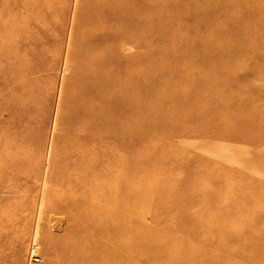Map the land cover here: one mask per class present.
I'll return each instance as SVG.
<instances>
[{
    "label": "bare ground",
    "instance_id": "bare-ground-1",
    "mask_svg": "<svg viewBox=\"0 0 264 264\" xmlns=\"http://www.w3.org/2000/svg\"><path fill=\"white\" fill-rule=\"evenodd\" d=\"M43 1L36 0L33 9L18 10L26 0L2 7L8 20L0 24V91L14 95L0 104L15 113L5 125L20 128L7 131V142H15L16 135L25 141L36 137L41 124L26 114L35 113L37 103L22 89L23 78L45 71L50 51L58 47L49 38L60 21L58 9ZM153 1L85 0L77 13L62 97L66 115H60L56 139L75 152L67 153L65 162H75L77 171L65 177L85 184L86 193L76 202L63 197L68 232L59 247L53 248L52 235L45 241L44 248L53 251L50 264H264V146L258 147L264 142V97L252 84L239 88L244 80L228 68L237 63L222 62L241 53L245 67L239 71L264 73V46L257 45L258 32L264 35L259 8L264 1L160 0L165 12L153 9ZM164 14L176 19L165 20ZM185 15L197 19L187 22ZM213 15L223 18L215 22ZM30 16L36 24L16 23ZM189 29L193 35L186 37ZM206 31L210 37L202 39ZM158 37L163 42L153 44ZM166 39L178 42L182 51H173ZM32 53L37 57L31 63ZM174 56L183 60L182 73L169 64ZM168 105L174 113L166 112ZM184 115L202 122V138L190 135L176 148L156 143L134 157L128 154L134 164L122 162L123 149L138 146L147 133H161V126L184 133L185 121L179 120ZM216 128L224 132H206ZM233 153L245 154L227 158ZM218 158H226L220 170L213 163ZM128 166L131 175L111 185ZM147 168L154 171V184L138 186L134 171ZM149 189L153 198L142 201ZM2 197L0 238L14 231L18 218ZM13 237L4 238V245L18 250L22 238Z\"/></svg>",
    "mask_w": 264,
    "mask_h": 264
},
{
    "label": "rangeland",
    "instance_id": "rangeland-1",
    "mask_svg": "<svg viewBox=\"0 0 264 264\" xmlns=\"http://www.w3.org/2000/svg\"><path fill=\"white\" fill-rule=\"evenodd\" d=\"M83 1L85 2V0L43 1L47 5L50 4L51 7L55 8V6H57L58 13L55 18L60 19V21H58L57 26L54 25L55 27L51 30L52 37H49L51 38L50 45H52L53 42H56L58 43V47L50 51V54L48 55L49 62L47 61V65L44 69L45 71H39L38 74L40 76H38V79L36 80L34 77L38 74L33 77L29 75L26 78L24 77L25 79L23 78V83H26L27 86H24V89H22V91L27 93L31 92L33 94V98L29 95L28 99H33L35 100V103H37V111L35 113L26 112V114L28 115L32 113V117L36 118L41 123L40 124L38 122L40 125L36 128V130L34 129V132L37 133V136L33 137L32 135L31 138L28 137V139H26L25 141L24 139L16 135L15 142H7V131L11 130L15 133L18 131L17 133H19L20 128L18 127V125H5L10 117L15 113H13V109H7L6 107H4V105L0 104V139L2 140V142L0 140V198L3 196L2 198L6 199L7 207L10 209V211L14 212L15 215H18V218L14 224V231L7 234V237L12 240L11 237L14 236L13 241H16L19 237L22 238V244L18 250L13 249L12 246L9 247V245H4L5 241L3 240H5L4 238H7L6 236L0 238V264L52 263L54 261L53 251L46 250L44 248V245L45 241H47V238H49L51 235L56 237V239L52 241L53 248L59 247L65 241L60 237L68 232L67 220L70 213L67 210L64 211L65 213L62 211L61 207H63V197L69 195L71 201L76 202L80 195L86 193V190L84 189L85 184L71 183L70 181H68V178L65 177V173L77 171L75 169V162L71 161V164L65 162V155L67 153L75 152L71 150H64L63 147L58 144L56 139L60 115H66V111H62L61 108L62 97L65 91L64 85L68 76L67 72L70 60L69 53L72 45V34L74 32L73 25L76 22L79 8H82V4L84 3ZM171 1H179L180 3H185L187 0ZM9 2L18 4L19 6L23 3L22 0H17L16 2H14V0H0V12L2 11V7H4V4L7 5L9 4ZM35 3L36 0H26L25 4L21 5V8L19 7L18 10L31 8L33 9V6H37ZM261 4L262 6H264L263 2ZM152 6L153 9H156L158 11H166V8L162 5L160 0H154ZM241 8H247V4L242 5ZM259 8L264 9V7ZM56 11L57 10L54 11L53 16L56 14ZM173 11L174 9H172L171 12ZM7 17V14L1 12L0 24L7 21ZM174 18L175 17H170L167 15L163 17V19L165 20H171ZM181 18L183 20H186L187 22H191L195 21L197 19V16L185 15ZM210 18L213 21L218 22L221 21L223 17L221 15H213ZM55 20L56 19H53V17H51L50 23L53 25ZM25 21L36 24L34 17L31 16L27 17V20L19 19L18 21H16V23L22 24ZM55 28L56 31L54 30ZM262 30L264 31V29ZM260 32L261 31L258 32L260 42L257 45H261L262 47L264 46V35ZM177 34H180V31H177ZM184 35L186 37L188 35H193V31L189 29V31L187 30ZM200 36L203 37L202 39L210 37L208 32H203ZM2 40L3 37L0 35V46ZM158 40L159 37L154 39L153 44H156V41ZM238 40L240 41L239 38ZM160 41L162 40H159L158 42ZM166 43H168L167 46L170 47L173 51H182V46L178 42L172 39L170 41L169 39H166ZM121 47L123 51H127V45H122ZM252 50L253 48L251 49V51ZM232 54H234L235 57H230V54L228 57H225L222 62L223 64L227 63V65L237 63V67H234L235 69L232 68V66H229L228 68L231 67V69H233L232 74H236L238 77L244 80V84H240L239 88L244 89L249 84H252L254 86V91L259 96L264 97V78H262V76H264V73H253L251 75H245L242 71H239L241 70V68L245 67L242 60L239 59L241 53ZM36 57L37 53L29 54V62H34L36 60ZM179 57L183 59L185 58L184 54ZM175 59L176 57L174 56L173 60ZM170 60L171 61L169 62V64L174 66V68H177L176 73H182L181 71L183 69L181 68L183 67V60ZM230 60L232 61L229 62ZM246 61L249 60L246 59ZM181 84L182 83L178 82V87L183 88ZM18 90L20 91V88ZM11 95H14L13 90L0 91V102L2 98H7ZM155 98H153V96L151 97V99ZM39 102H41L44 107L38 104ZM186 106H189L188 103L186 104ZM165 110L168 114H171L174 113L175 109L172 106L168 105ZM33 114H35V116ZM188 118V116L186 117V119L180 116L179 119L181 123L185 121L183 129L185 128L186 131L184 133H178L173 128H167V126L164 125L160 127L162 128L161 133L153 132L151 133L152 135L147 133V136L143 138L140 144L138 143V146H132V149H129V151H127L124 146L125 149H123V151L125 153V158L123 157L122 162H126L127 165L131 162L134 164L135 162L133 161V159H128V154L134 157L138 152L148 150L149 148L151 149L153 145H156V143L160 146V148H163L166 144H174L173 147L176 148L178 147V145L179 147L185 145L182 144V140L186 139L185 141H187L190 135H196L202 138L205 132L202 130L200 131L199 129L202 122L190 120V118ZM173 132L177 133L173 135ZM206 132H208L209 134H214L213 136H215L216 134L220 135V133L224 132V129L216 128L213 133H211L210 130H207ZM263 146L264 142H261L260 146L258 147L262 148ZM163 152V150L161 152L159 151V154L162 155V157H164V155L166 154L165 152ZM169 152L170 155L174 153L172 151ZM244 154L245 153L241 155L233 153L226 156H228L227 158H229L230 156L237 158ZM152 159H157V157ZM221 161H226V158L216 159L213 162L215 169L220 170ZM104 165L105 164L103 163V165H100L99 167H103ZM131 171V167L128 166L127 169H125V171L121 174V176H118L115 182L110 184H121L122 175L123 177L130 176ZM153 172L154 171L152 169L148 168L141 169L137 172L135 170L134 177L137 178L135 179V181H137L135 182V184L141 186L143 183L146 184V181H151L149 183L150 185L154 184L152 178L150 177ZM91 174L93 173L91 172ZM144 194L146 195L141 196L142 201L149 202L151 201L150 199H152L154 196L151 190L149 192L145 191ZM56 205L59 207L60 211L59 209H56ZM136 208L138 210H141V204L136 205ZM145 218L146 220H150L151 216L147 214ZM150 264L157 263L153 262Z\"/></svg>",
    "mask_w": 264,
    "mask_h": 264
}]
</instances>
